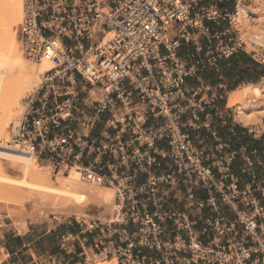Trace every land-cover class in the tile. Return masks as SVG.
Returning <instances> with one entry per match:
<instances>
[{"label":"built area","instance_id":"2783aa9c","mask_svg":"<svg viewBox=\"0 0 264 264\" xmlns=\"http://www.w3.org/2000/svg\"><path fill=\"white\" fill-rule=\"evenodd\" d=\"M203 1L24 0L21 50L53 68L23 99L9 145L54 173L76 168L88 181L115 187L117 219L85 224L98 231L95 255L115 264H264V179L239 189L223 163L216 174L191 143L185 128L202 125L208 103H196L200 88L186 92L196 71L178 56L186 41L198 53L205 49L210 64L243 51L264 65V40L246 37L239 13L240 5L264 8V0L230 7ZM224 94L209 102L216 114H223L216 101ZM248 130L263 135L264 123ZM157 157L173 168L154 172ZM142 173L148 177L139 182ZM178 183L186 186L183 210L167 206L168 188ZM192 208L207 211L200 228ZM127 224L133 232L119 229Z\"/></svg>","mask_w":264,"mask_h":264},{"label":"crops","instance_id":"0c3cea01","mask_svg":"<svg viewBox=\"0 0 264 264\" xmlns=\"http://www.w3.org/2000/svg\"><path fill=\"white\" fill-rule=\"evenodd\" d=\"M219 1L220 6L224 7H230L233 3V0ZM207 3L209 0L203 1V4ZM198 55L203 57V61H197ZM178 56L196 71L195 75L185 80L186 92L191 95L200 88L195 97L196 103H208L199 114L202 125L185 128L191 143L203 152L207 164L213 166L216 174L217 168L223 163L224 168L234 175L239 189L250 186L255 180L264 179V134L253 135L248 126L236 121L231 111L226 109V106H230L228 98L231 91L245 84L264 80V65L243 51L229 58H222L215 65L210 64L205 61V49L198 53L195 46L186 41H182ZM222 92L225 96L216 103L224 111L223 114H216L212 109L213 104L209 102ZM190 116L191 111L182 117V121L190 119ZM157 144L164 147L167 142L161 140ZM157 159L159 166L153 168L154 172H166L174 166L169 159ZM147 177V174L142 173L138 180L144 182ZM168 191L167 206L181 210L188 207L185 185L174 184ZM195 192L198 198H206L208 195V192L201 189H196ZM190 211L196 217L197 227L200 228L204 224L207 211H198L195 208ZM11 219L4 209L0 210L2 264H86L90 253L95 254L98 251V231H89L86 223L76 218L54 219L47 216L39 220L27 219L25 226H20ZM135 228L132 224L119 225L120 230L126 229L128 232H133ZM142 251L151 253L148 249Z\"/></svg>","mask_w":264,"mask_h":264},{"label":"bare ground","instance_id":"6f19581e","mask_svg":"<svg viewBox=\"0 0 264 264\" xmlns=\"http://www.w3.org/2000/svg\"><path fill=\"white\" fill-rule=\"evenodd\" d=\"M259 9L254 6H239L241 22L249 40L255 41V36L264 40V23L258 26L257 31L251 29L256 22L262 20L260 16L264 17L262 13L260 15ZM23 18L24 0H0V139L6 141L0 144V158L7 160L5 163L0 162V199L9 198L18 207H22L18 211L10 207L12 210L7 211L11 220L22 226H25L27 219L47 217V210L56 214L89 218V211L98 209L100 218H106L115 208L112 187L82 178L76 168H72L66 175L56 173L54 178L49 164L41 165L35 154L9 145L11 130L9 135L8 128L16 115L23 112L21 100L25 92L39 85L42 76L53 68L50 61H33L21 51L17 28ZM228 100L231 106L239 105L235 110L238 122L246 126L261 124L264 118V80L236 88L231 91ZM10 168L18 172L20 177L9 176L7 172ZM25 201L31 204L30 211L25 208Z\"/></svg>","mask_w":264,"mask_h":264},{"label":"rangeland","instance_id":"374dc122","mask_svg":"<svg viewBox=\"0 0 264 264\" xmlns=\"http://www.w3.org/2000/svg\"><path fill=\"white\" fill-rule=\"evenodd\" d=\"M230 6H233V3L230 5ZM257 8H259V7H257ZM259 11H260V15H261V13H262V15H264V12H262L263 10H261V8L259 9ZM262 18V20H260ZM260 23L259 22H256L255 23V25L251 28L252 30H254V31H257L258 30V26H261L263 23H264V17L262 16H260ZM20 27V26H19ZM19 27L17 28V30H19ZM18 34H19V31H18ZM19 37V36H18ZM19 39H20V37H19ZM19 42H20V40H19ZM20 48H21V45H20ZM22 51V50H21ZM24 54V53H23ZM25 55V54H24ZM26 56V55H25ZM28 58V57H27ZM259 82V81H258ZM230 84H231V82H230ZM39 85H37V86H35V87H33L31 90H27L26 92H25V94H24V97L22 98V100H21V106H22V104H23V99L29 94V93H31L32 91H34L37 87H38ZM229 95H230V93H229ZM93 96H94V98L95 99H98V100H100V99H102V96H101V94H99V93H97V94H93ZM238 106L239 105H235V106H229V107H232V109L234 110V111H232L231 113H232V116L233 117H235V119H236V113H235V110L238 108ZM23 113V112H22ZM21 113V114H22ZM21 114L20 115H16V117H15V119L10 123V125H9V128H8V131H9V135H10V130H11V127H12V125H13V123L15 122V121H17L19 118H20V116H21ZM236 121H238L237 119H236ZM259 123V122H258ZM264 123V118H263V121H262V123H261V125ZM9 140H10V138H9ZM6 141H4V140H2V139H0V144H3V143H5ZM39 160V159H38ZM7 160H5V159H2V158H0V162H3V163H5ZM39 162H40V164L41 165H44V164H47L46 162H44V161H42V160H39ZM10 169H12V168H10ZM8 170V172H7V174L9 175V176H11V177H20V175H19V173L18 172H15V171H13V169L12 170ZM63 174V173H62ZM66 175V174H65ZM51 176L52 177H56V173H54L53 171H52V168H51ZM98 184V183H97ZM100 185V184H99ZM102 186H105V185H102ZM109 187H112L113 188V190H114V193H115V208H114V210H113V213L112 214H110L109 216H107L106 218H100V216L97 214V213H99V211H98V209L96 210V209H92L93 211H89V213L91 214V218L89 217V218H86V217H76L75 215H68V214H59V213H57L56 214V212H51V210H47L46 212H45V215L47 214V216H49L50 218H54L55 219V217L56 218H60V219H72V218H76V219H78L79 221H82V222H84V223H86L87 225H89L90 226V224L91 223H93V222H95V221H101V222H103V223H109L110 221H115L116 219H117V213H118V207L116 206V189H115V187H113V186H109ZM17 203H15L13 200H11V199H9V198H7V199H3L2 198V200L0 199V210L1 209H4L6 212L7 211H9V210H12V209H14V210H20L21 208L20 207H18V204L16 205ZM17 206V207H16ZM7 207V208H6ZM10 207H12V209H10ZM16 208V209H15ZM25 208L26 209H28L29 211L32 209V206H31V204H29V203H26V201H25ZM116 210V211H115ZM92 212H93V214H92ZM8 213V212H7ZM53 213V214H52ZM9 214V213H8ZM96 214V215H95ZM58 215H59V217H58ZM100 218V219H99ZM118 227V226H117ZM0 259H1V257H0ZM93 261V262H92ZM116 258H114V259H112V260H109V259H107L106 257H99V256H96L95 254H90L89 256H88V260H87V263L86 264H95V263H97V262H107V263H109V264H115L116 263Z\"/></svg>","mask_w":264,"mask_h":264}]
</instances>
